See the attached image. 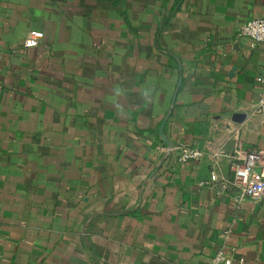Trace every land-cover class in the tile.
<instances>
[{"label":"crops","instance_id":"1","mask_svg":"<svg viewBox=\"0 0 264 264\" xmlns=\"http://www.w3.org/2000/svg\"><path fill=\"white\" fill-rule=\"evenodd\" d=\"M262 16L264 0H0V264H206L223 245L264 264V195L199 185L233 181L236 127L264 175V44L240 33ZM179 142L203 157L178 162Z\"/></svg>","mask_w":264,"mask_h":264},{"label":"built area","instance_id":"2","mask_svg":"<svg viewBox=\"0 0 264 264\" xmlns=\"http://www.w3.org/2000/svg\"><path fill=\"white\" fill-rule=\"evenodd\" d=\"M240 33L250 38L254 45L264 44V16L245 21L240 28ZM40 39L41 34L38 31L30 30L23 41V46L26 48L35 47L39 44ZM1 60L2 51L0 50V63ZM257 81L264 87V73L257 78ZM263 111L264 100H260L254 112L261 114ZM225 130L224 137L229 134L230 129ZM241 131V127H236L232 131L235 149L228 157L233 161L231 166L234 173L233 181L220 179L216 173L211 172L207 179L199 182V185L208 187L216 193H229L234 190L233 197L237 202L258 201L264 195V175L260 171V155L258 150L245 145ZM171 149L176 154V160L181 163L188 160H200L204 155L202 150L191 148L183 142L177 143ZM221 153L223 151H220V155H222ZM232 262L230 254L223 245L208 259L206 264H232Z\"/></svg>","mask_w":264,"mask_h":264},{"label":"water","instance_id":"3","mask_svg":"<svg viewBox=\"0 0 264 264\" xmlns=\"http://www.w3.org/2000/svg\"><path fill=\"white\" fill-rule=\"evenodd\" d=\"M245 117H246V115H235V116H234V121H238V122H239V121L243 120ZM164 140H165V139H164ZM166 142H167V141H166ZM167 143H168V142H167ZM167 143H166V144H167ZM168 145L170 146L171 143H169Z\"/></svg>","mask_w":264,"mask_h":264}]
</instances>
